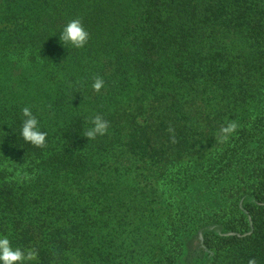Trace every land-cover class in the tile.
Wrapping results in <instances>:
<instances>
[{"label": "trees", "instance_id": "1", "mask_svg": "<svg viewBox=\"0 0 264 264\" xmlns=\"http://www.w3.org/2000/svg\"><path fill=\"white\" fill-rule=\"evenodd\" d=\"M0 237L34 264H264V0H0Z\"/></svg>", "mask_w": 264, "mask_h": 264}, {"label": "clouds", "instance_id": "2", "mask_svg": "<svg viewBox=\"0 0 264 264\" xmlns=\"http://www.w3.org/2000/svg\"><path fill=\"white\" fill-rule=\"evenodd\" d=\"M58 43L63 49H83L90 35L85 30L81 19L75 18L69 20L59 31ZM93 91L99 92L104 87V80L100 76H95L91 84ZM22 122L19 130L20 138L27 144L41 148L45 145L49 133L41 130V124L37 116L34 115L31 107L25 106L21 110ZM89 126L84 130L82 136L87 141H92L98 137H104L108 134L110 123L100 115H93L88 121ZM237 128L235 122L228 123L220 129V141L226 142ZM171 132L172 130L169 129ZM173 142H175L173 140ZM37 253L35 251H21L13 249L10 241L6 237H0V264H34ZM248 264H257L252 258Z\"/></svg>", "mask_w": 264, "mask_h": 264}]
</instances>
